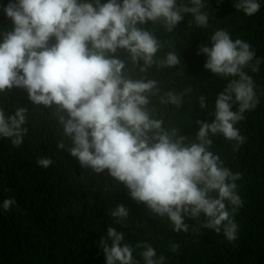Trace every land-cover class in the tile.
<instances>
[{"label":"clouds","instance_id":"9594fccd","mask_svg":"<svg viewBox=\"0 0 264 264\" xmlns=\"http://www.w3.org/2000/svg\"><path fill=\"white\" fill-rule=\"evenodd\" d=\"M233 6L249 17L261 8L258 0H236ZM206 7L204 0H9L3 11L14 27L0 33V93L24 89L34 105L50 109L71 141L68 153L82 168L96 174L107 169L134 201L167 218L173 231L214 230L234 242L239 227L234 217L243 206L237 191L241 174L210 150L211 137L234 141L236 150L245 142L235 125L259 104L257 85L245 69L258 72L264 60L255 58L248 42L233 40L223 29L211 35V47L200 46L205 69L228 83L217 95L215 119L195 122L194 139L176 127L166 128L153 107L158 96L161 105L181 108L190 89L161 94L159 81L136 75L181 64L176 50L157 58L164 44L145 24H160L171 33L190 14L197 28H207ZM119 50L126 59L119 58ZM198 100L202 109L207 106L205 96ZM27 110L17 107L6 116L0 109V138L22 145ZM36 163L47 169L54 161L44 157ZM14 203L5 199L3 209ZM110 215L122 222L129 210L119 204ZM186 219L199 224L194 227ZM123 239L122 232L108 227L100 241L106 264H139ZM138 247L144 249V264H165L166 258L157 257L147 243ZM178 247L173 244L172 251Z\"/></svg>","mask_w":264,"mask_h":264},{"label":"trees","instance_id":"16d2710c","mask_svg":"<svg viewBox=\"0 0 264 264\" xmlns=\"http://www.w3.org/2000/svg\"><path fill=\"white\" fill-rule=\"evenodd\" d=\"M204 2L208 5L204 11L210 13L207 28H197L190 14L171 33L160 24L144 25L164 44L157 58L176 50L181 64L136 73L159 81L161 94L190 89L181 108L161 105L159 97H153V107L165 120L164 126L180 129L189 139L199 131L197 120L211 123L215 119L217 95L228 83L227 78L205 69L207 57L198 54L200 46L211 47V35L223 29L233 40L248 42L255 58L264 60V0H258L261 8L250 17L234 8L236 0ZM8 3L0 0V33L14 27L3 11ZM54 42L53 38L50 44ZM119 58L126 59L127 53L119 50ZM245 71L253 77L259 99L257 107L235 125L245 142L236 150L234 141L212 136L210 148L220 155L224 166L241 174L237 191L243 206L234 217L239 226L234 242L214 230L173 231L167 218H159L145 204L134 201L128 188L107 169L96 174L82 168L68 153L71 141L50 109L34 105L24 89L14 87L9 93H0V109L6 116L13 115L17 107L28 109L24 125L28 131L22 145L15 147L10 139L0 138V264H106L100 241L108 227L123 233L122 244L134 248L133 257L139 264H144L141 243L153 247L157 257L163 255L165 264H264V63L258 72ZM201 95L206 97L203 109L198 100ZM60 143L64 148L58 147ZM44 157L54 161L47 169L36 163ZM10 198L15 203L5 211L3 202ZM119 204L129 210L122 222L110 215ZM186 223L195 227L199 221L186 219ZM173 244L179 245L175 252Z\"/></svg>","mask_w":264,"mask_h":264}]
</instances>
